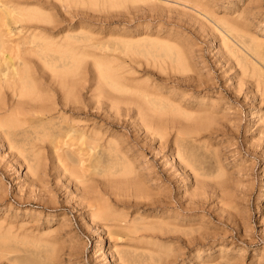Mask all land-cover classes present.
<instances>
[{"label": "rangeland", "instance_id": "374dc122", "mask_svg": "<svg viewBox=\"0 0 264 264\" xmlns=\"http://www.w3.org/2000/svg\"><path fill=\"white\" fill-rule=\"evenodd\" d=\"M29 1H32L33 4L34 0H22L24 3L19 0L20 4L15 1V5L19 8L25 7L40 11L43 15L45 14V17L51 19V22H42L43 26L53 27L50 30L51 33L46 28L44 30V27H37L36 31H40V33H44L43 35L50 37L55 34L54 37L58 41H61L64 35H70L74 40L73 47L75 46L66 52L55 51L47 56L38 58L35 55L37 60H42L35 61V64H32V60L35 58L34 55L27 57L26 62L30 59L29 62L37 67L35 69L30 63L28 65L31 66L26 63L27 67H30L29 70L31 72L33 70L36 73L32 72L34 74L32 75V81L35 78L36 81H38L37 78H42L41 81L44 78L47 79L48 76L45 70L47 72L50 71L49 74H51L52 68H47L44 61L46 64L53 62L59 70L63 67L68 68L69 76L71 75L70 77L73 80H83L84 78L83 82L81 80L78 81V84L79 82L80 84L76 87V91L85 102L83 103L84 106H81V113L76 114V112L64 111V113L59 114L54 111L42 124L37 121L27 123V126H25L26 123L23 124L22 126L25 127L26 133L19 129L21 127L14 129L8 126L9 122H11L10 119H12L8 116L9 110H0V238H2L0 239V264H117L118 262V264H122L124 263L123 255L125 254L133 260L132 264H194L195 262V264H225V262L226 264H264V0H67V2L66 0H41V2H36L35 0L34 3L40 4L42 9H39L40 5L34 6L33 4V7L28 3ZM64 2H66L65 4L68 7L64 5ZM50 6L53 7L51 8ZM208 11L210 12L208 13ZM81 28H84V30ZM126 34H128V37ZM162 40L164 41L160 43ZM177 44L182 49L183 54L180 48L176 46ZM174 50L182 54L183 59L185 58V62L182 59L183 68L177 66L179 69H176V65L173 66ZM189 52L191 53L189 54ZM93 54L95 55L93 56ZM74 56L76 57L74 58ZM102 57L104 58L102 59ZM186 58L190 59L189 62ZM144 59L145 61L148 59L147 61L149 62H144ZM134 62H136V65ZM186 62L191 68L187 67ZM76 64L77 66H75ZM191 64L193 65L191 66ZM41 65L46 67L44 66L43 68ZM103 65L111 67L112 70L114 69V73L117 70L116 80H124L122 85L123 88L125 87L123 89L125 93L120 90H118L119 92L116 91L112 83L109 82L110 80L104 77L101 71ZM91 68L95 69L92 71ZM119 68L122 69L118 70ZM40 70L41 73H38ZM173 70L174 72H172ZM42 72L44 75H42ZM70 73H73V76ZM77 74H80V76H76ZM94 74L97 76L95 79L94 77L96 76ZM138 77H140V80ZM243 80L245 81L243 82ZM36 81L33 82L37 83ZM126 81H128L127 84L130 83L128 86L125 85ZM129 86L131 87L129 88ZM78 88L79 90H77ZM130 89H134L133 92L135 93L136 91L138 93H135L138 96H136L137 98ZM5 90L6 86L5 89L3 88V92L1 91L2 94L0 93V99H5L3 102L6 105L10 102L13 104L16 101L15 93L13 94L10 89H7L6 91L9 92L6 93L4 92ZM145 90L152 93L150 94L149 92L147 94L148 92ZM183 91L184 93H182ZM51 92L53 91L51 90ZM51 92H49L50 95L53 94ZM97 93H100L99 95L102 99L104 98V107L102 104L104 113H101V118L103 119L97 118L96 114H92L95 112L93 110L94 98L92 97L94 95L97 96ZM124 94L132 95L135 99H142L139 101L145 107H147V103L151 102V104L155 103L158 108L169 110L170 113L167 111V114L162 115V119L174 117L179 122L178 129L181 128L180 130L184 131L181 134L183 137L181 139L176 138L177 140L172 137L175 135V129L169 131V134L167 132L165 134L166 138L161 141L158 135L146 137L143 129L129 124L130 120H138L141 115L134 111L136 110V105H131L132 103L126 104L131 107L128 115H124L122 108H124L125 104L122 102L117 105L121 114L118 116L114 115V104L112 105L113 107L111 106L112 100H122L126 97ZM56 96L59 97L60 95ZM199 96L202 97L200 98ZM130 98L128 97V99ZM125 99L127 100V98ZM12 100L15 101L13 102ZM157 103H160V106ZM84 107L85 109H83ZM145 107L142 110L145 113H149V108ZM178 110H181V115L177 112ZM191 112L193 115H191ZM187 114L188 117L185 116ZM63 115L83 121L84 128L89 131L92 127L91 130L93 131L98 129L102 133V141L110 139L117 141L123 136L117 143L123 148L133 146L132 154L130 152V155H128L129 162L132 157L134 159H131V161L133 160L131 166L134 167H132L131 176H136V182H139L149 198L148 196L140 199L133 197L131 190L126 189L127 185L115 180L116 176L114 174H103L110 172L108 167L114 160L108 159L105 155L98 158L88 155L85 144H79L78 140L73 136L72 138L70 136H60L56 125L60 123L59 117ZM190 115L191 117H189ZM19 116L21 117L22 115ZM122 116L127 118L128 121L126 123H122L121 119L118 121L120 117L123 118ZM50 118L52 121L49 120ZM117 121L121 123L119 124ZM187 122L190 123L188 124ZM194 124L197 126L195 127ZM163 130L165 129L163 128ZM195 131L197 132L195 133ZM37 136L41 137V139H37ZM42 136L45 138H42ZM109 136H112V138H109ZM140 141L142 144L139 143ZM69 142L70 148H68L69 144H67ZM178 143L184 144L183 152L187 155L185 156L188 160H192L193 167H180L177 163L176 145ZM52 146L54 147L52 148ZM75 150L79 154H77L78 156L76 155L77 157L75 156ZM142 153L143 155H141ZM56 154H58L57 157ZM79 158H82L83 161L81 159L79 162ZM36 161L37 164L33 165ZM77 163H81V165ZM153 166L156 170L153 169ZM171 170L172 172H170ZM150 171L153 172L150 173ZM167 173L171 174L168 175ZM157 174L159 175L158 177ZM114 177L115 179H112ZM60 183L61 185H59ZM145 186L151 190H147ZM157 187L161 188L158 189ZM193 187H195L194 190ZM163 188L165 189L163 190ZM128 192H130V196H128ZM150 193L155 194L151 195ZM163 194L165 197L162 196ZM93 196L99 200L93 199ZM184 197L188 199L186 200ZM134 198L137 202L139 200V203L135 204ZM88 199L90 200L89 202L87 201ZM91 199H93L92 202ZM221 199H224V201H221ZM225 201H228V203ZM91 216L92 218H90ZM158 216L159 219L157 220ZM160 221L162 222L160 223ZM109 223L112 225H109ZM122 223L126 224H124L126 228ZM133 223L136 231L135 229L132 231L130 228ZM158 224L164 227L162 233L151 228V226ZM165 228H175L176 232L171 231L172 233L167 232L165 234ZM180 229L193 231L194 234L201 233L205 240L202 239L199 244L186 246L185 243L179 242L176 237ZM126 235H129L128 238ZM135 235L136 237L134 238ZM160 245L162 246L160 247ZM171 248L176 251L173 249L169 251ZM169 254L171 257L173 255L178 257L173 260L171 257V259L169 258ZM211 257L212 259H210ZM199 261H202V263Z\"/></svg>", "mask_w": 264, "mask_h": 264}, {"label": "bare ground", "instance_id": "6f19581e", "mask_svg": "<svg viewBox=\"0 0 264 264\" xmlns=\"http://www.w3.org/2000/svg\"><path fill=\"white\" fill-rule=\"evenodd\" d=\"M15 1H16V3H19L20 4V2H18L19 0H0V89H2L3 90V88L5 89V86H6V90L7 89H10L12 92H13V94L16 96V101L15 100H12L14 103L12 104L11 102L9 103V102H7V103H9L10 104V106H9V104L8 105H6L3 101L5 100H1L0 99V110H2V109H4V111L5 110H7L8 111V113H9V115L8 116H10V118H12V119H10L11 120V122H9L10 124L8 125V126H10V127H13L14 129L16 128V127H21V128H19L22 132H25V127H23L22 125L23 124H25V126H27V123H32V122H35V121H37V122H41V124H42V122L43 121H45L46 120V118H48L49 116H51L52 114H53V112L54 111H56V112H58L59 114H62V113H64V111H69V112H76V114L77 113H81V106L83 105V103L85 102L84 101V99H82L81 97H80V95H78V93H77V91H76V87L77 86H79V84H80V82H79V84H78V81H82L83 82V80H84V78H83V80L82 79H80V80H73L72 79V77H70L69 76V69L68 68H62V69H58L57 68V65L56 64H54L53 62L52 63H47L46 64V62L44 61V59H43V61H44V63H45V65L47 66V68L48 67H50V68H52L51 69V74H49V72H47V70H45L46 72V75L48 76V78L47 79H45L44 78V80H42L41 81V79L42 78H37L38 79V81H39V83H38V81H36V78L33 80V81H36L37 83H35V82H33L32 81V79H33V76L32 75H34V74H32V72H34L33 70H32V72H31V70H29L30 69V67L28 68L27 67V65L30 63L31 64V62H29L30 61V59H29V61H27L26 62V60H27V57H29V56H31V55H34V60H32L33 62H32V64L34 63L35 64V61H42V60H37V58L38 57H43V56H47L49 53L51 54V53H54L55 51H58V52H60V51H63V52H66V51H70L72 48H74L73 47V37L72 36H70V35H64V34H62V35H64L63 36V38L61 39V41H58L57 39H55V34H54V36H46V35H43L42 33H40V31H36V29H37V27L39 28V27H41V28H43L44 26H43V24H42V22H51V19H48L47 17H45L44 15H43V13H41L40 11H38V10H35V9H27V8H19V7H17L16 5H15ZM25 1V0H24ZM35 1V0H34ZM34 1H33V4H34V6H39L37 3L35 4L34 3ZM41 2V0H36V2ZM55 1V0H54ZM77 1V0H76ZM75 1V2H76ZM182 1V0H181ZM188 1V0H187ZM195 1V0H194ZM201 1V0H200ZM252 1H254V0H252ZM31 2V3H30ZM52 2V1H51ZM66 2H67V0H66ZM66 2H64V5H66L67 6V4H65ZM72 2V1H71ZM121 2V1H120ZM185 2V1H184ZM21 3H24V2H22V0H21ZM30 5H32L33 6V4H32V1H29L28 2ZM108 3V2H107ZM111 3V2H110ZM44 4V3H43ZM53 4H54V2H53ZM63 4V3H62ZM93 4V3H92ZM115 4V3H114ZM122 4V3H121ZM127 4V3H126ZM25 5H28V4H25ZM30 5H28V6H30ZM44 5H46V4H44ZM150 5V4H149ZM159 5V4H158ZM204 5V4H203ZM207 5V4H206ZM33 6V7H34ZM55 6V5H54ZM111 6V5H110ZM191 6V5H190ZM51 7V6H50ZM53 7V6H52ZM51 7V8H52ZM61 7V6H60ZM68 7V6H67ZM151 7V6H150ZM160 7V6H159ZM36 8H38V7H36ZM42 9V6L40 5V7H39V9ZM47 8V7H46ZM66 8V7H65ZM206 8V7H205ZM45 9V8H44ZM50 9V8H49ZM52 10V9H51ZM180 10V9H179ZM208 10H210V9H208ZM53 11V10H52ZM63 11V10H62ZM50 12V11H49ZM67 12V11H66ZM210 11H208V13H209ZM53 13V12H52ZM183 13V12H182ZM214 13V12H213ZM241 13V12H240ZM46 14H47V12H46ZM187 14V13H186ZM65 15V14H64ZM242 15V14H241ZM206 16V15H205ZM217 17V16H216ZM230 18V17H229ZM218 19V18H217ZM55 21H56V19H55ZM60 22V21H59ZM72 22V21H71ZM213 22V21H212ZM231 22H233V21H231ZM42 24V26H41V24ZM203 23V22H202ZM50 24V23H49ZM82 24V23H81ZM237 24V23H236ZM238 25V24H237ZM79 26V25H78ZM230 26H232V25H230ZM239 26V25H238ZM82 27V26H81ZM85 27V26H84ZM214 27V26H213ZM242 27V26H241ZM45 28L47 29V30H51V28H53V27H49V26H46V27H44V30H45ZM71 28V27H70ZM74 28V27H73ZM233 28V27H232ZM59 29V28H58ZM76 29V28H75ZM81 29H83L84 30V28H81ZM89 29V28H88ZM39 30V29H38ZM77 30V29H76ZM78 30H79V27H78ZM91 30V29H90ZM90 30H89V32H90ZM218 30V29H217ZM222 30V29H221ZM42 31V30H41ZM48 31V32H49ZM70 31V30H69ZM73 31H74V29H73ZM86 31V30H85ZM238 31V30H237ZM221 32V31H220ZM50 33H51V31H50ZM62 33V32H61ZM60 33V34H61ZM45 34H46V32H45ZM48 34V33H47ZM59 34V33H58ZM66 34V33H65ZM96 34V33H95ZM109 34V33H108ZM130 34V33H129ZM52 35V34H51ZM118 35V34H117ZM123 35V34H122ZM128 34H126V36H127ZM92 36V35H91ZM120 36H121V34H120ZM137 36V35H136ZM135 36V37H136ZM140 36V35H139ZM159 36V35H158ZM224 36V35H223ZM241 36V35H240ZM107 37V36H106ZM128 37V36H127ZM133 37V36H132ZM138 37V36H137ZM143 37V36H142ZM154 37H156V36H154ZM165 37V36H164ZM168 37V36H167ZM251 37H252V35H251ZM105 38V37H104ZM141 38V37H140ZM160 38H161V36H160ZM176 38V37H175ZM221 38V37H220ZM168 39V38H167ZM90 40H92V41H94L93 39H90ZM99 40V39H98ZM97 40V41H98ZM155 40V39H154ZM169 40V39H168ZM171 40V39H170ZM178 40V39H177ZM251 40V39H250ZM263 40V39H262ZM92 41H91V43H92ZM138 41V40H137ZM149 41V40H148ZM158 41H159V38H158ZM164 40H162V41H160V43L161 42H163ZM167 41V40H166ZM185 41V40H184ZM229 41V40H228ZM101 42V41H100ZM156 42H157V40H156ZM170 42V41H169ZM168 42V43H169ZM172 42V41H171ZM125 43V42H124ZM160 43H159V45H160ZM167 43V44H168ZM147 44V43H146ZM170 44V43H169ZM173 44V43H172ZM178 44H179V42H178ZM176 45V46H178L179 47V45ZM82 45V44H81ZM129 45V44H128ZM138 45V44H137ZM185 45V44H184ZM190 45V44H189ZM130 47V46H129ZM161 47V46H160ZM177 47V48H178ZM184 47V46H183ZM255 47V46H254ZM81 48V47H80ZM79 48V49H80ZM180 48V47H179ZM257 48V47H256ZM146 49V48H145ZM135 50V49H134ZM180 50L182 51V49L180 48ZM77 51H79V50H77ZM95 51V50H94ZM132 51V50H131ZM226 51V50H225ZM80 52V51H79ZM98 52V51H97ZM117 52V51H116ZM127 52V51H126ZM188 52V51H187ZM83 53H85V52H83ZM88 53H90V52H88ZM100 53V52H99ZM133 53H134V51H133ZM132 53V54H133ZM158 53V52H157ZM174 53H175V56L173 57V63H174V65L173 66H175L176 65V69H179V68H177V66H179V67H181V68H183V60L185 59H183V57L181 56L182 54H183V51H182V54H179L178 52H175V50H174ZM181 53V52H180ZM184 53H185V51H184ZM191 52H189V54H190ZM236 53V52H235ZM261 53H263V52H261ZM76 54H77V52H76ZM85 54H87V53H85ZM96 54V53H95ZM95 54H93V56L95 55ZM101 54V53H100ZM99 54V55H100ZM132 54H129V55H132ZM135 54V53H134ZM137 54V53H136ZM186 54V53H185ZM227 54H228V52H227ZM37 56V58H36V56ZM74 55V54H73ZM80 55V54H79ZM84 55V54H83ZM90 55V54H89ZM102 55H103V53H102ZM122 55V54H121ZM120 55V56H121ZM148 55V54H147ZM168 55H169V53H168ZM187 55V54H186ZM226 55V54H225ZM53 56V55H52ZM65 56V55H64ZM72 56V55H71ZM84 56H86V55H84ZM112 56V55H111ZM116 56V55H115ZM124 56V55H123ZM127 56V55H126ZM185 56V55H184ZM260 56V55H259ZM264 56V55H263ZM32 57H30V58H32ZM76 56H74V58H75ZM90 57V56H89ZM108 57H109V53H108ZM107 57V58H108ZM137 57V56H136ZM188 57V56H187ZM229 57V56H228ZM32 58V59H33ZM77 58H79V57H77ZM99 58H101V57H99ZM104 57H102V59H103ZM106 58V57H105ZM112 58V57H111ZM134 58V57H133ZM142 58V57H141ZM144 58V57H143ZM162 58V57H161ZM234 58V57H233ZM70 59H72V58H70ZM121 59V58H120ZM123 59V58H122ZM152 59V58H151ZM156 59H158V58H156ZM164 59V58H163ZM168 59V58H167ZM183 59V60H182ZM187 59V58H186ZM255 59V58H254ZM78 60V59H77ZM80 60V59H79ZM92 60V59H91ZM136 60V59H135ZM148 60V59H147ZM146 60V61H147ZM188 60V59H187ZM190 60V59H189ZM189 60H188V62H189ZM48 62H49V60H47ZM103 61H105V60H103ZM110 61V60H109ZM109 61H108V63H109ZM116 61V60H115ZM130 61H132V60H130ZM141 61V60H140ZM139 61V62H140ZM144 62H146L145 61V59L143 60ZM161 61V60H160ZM164 61V60H163ZM106 62V61H105ZM147 62H149V61H147ZM146 62V63H147ZM154 62V61H153ZM159 62V61H158ZM184 62H185V60H184ZM232 62V61H231ZM26 63H27V65H26ZM43 63V64H44ZM74 63V62H73ZM76 63V62H75ZM79 63V62H78ZM77 63V64H78ZM87 63V62H86ZM90 63V62H89ZM99 63V62H98ZM113 63V62H112ZM121 64H122V62H120ZM123 63H124V61H123ZM135 63V65H136V62H134ZM140 63H143V62H140ZM152 63V62H151ZM163 63V62H162ZM165 63V62H164ZM169 63V62H168ZM31 64V65H32ZM38 64V63H37ZM40 64H42V63H40ZM39 64V65H40ZM77 64L75 65V66H77ZM82 64V63H81ZM90 64H92V63H90ZM107 64V63H106ZM139 64V63H138ZM158 64H160V63H158ZM186 65H187V67H190V66H188V63L186 62L185 63ZM236 64V63H235ZM31 65H28V66H31ZM44 65V66H45ZM82 65H84V64H82ZM82 65H81V67H82ZM94 65V64H93ZM108 65V64H107ZM124 65V64H123ZM162 65H164V64H162ZM170 65V64H169ZM193 64H191V66H192ZM237 65V64H236ZM32 66H34V65H32ZM42 66V65H41ZM44 66H42L43 68H44ZM45 66V67H46ZM79 66V65H78ZM111 66V65H110ZM116 66H118V65H116ZM119 66H120V64H119ZM127 66V65H126ZM140 66V65H139ZM149 66H150V63H149ZM158 66H160V65H158ZM42 67H41V69H42ZM71 67V66H70ZM89 67V66H88ZM97 67H98V64H97ZM123 67V66H122ZM125 67V66H124ZM131 67V66H130ZM137 67H138V65H137ZM170 67H171V65H170ZM264 67V66H263ZM34 68L36 69L37 67H35L34 66ZM40 68V67H39ZM80 68V67H79ZM78 68V69H79ZM99 68V67H98ZM114 68V67H113ZM169 68V67H168ZM174 68V67H173ZM174 68V70H176ZM191 68V67H190ZM76 69V68H75ZM78 69H77V71H78ZM82 69V68H81ZM92 69V68H91ZM95 69V68H94ZM94 69H92V71L94 70ZM101 69V68H100ZM115 69H116V67H115ZM120 69H122V68H119L118 70H120ZM129 69V68H128ZM160 69V68H159ZM164 69H165V66H164ZM185 69V68H184ZM192 69H194V68H192ZM253 69V68H252ZM37 70H39V69H37ZM53 70V71H52ZM97 70V69H96ZM114 70V69H113ZM112 70V68L111 67H108V66H106V65H103L102 66V74L104 75V77H106V79H109L110 81V83H112V86H113V88L116 90V91H118V90H120V91H123V89L125 88H123V81L121 82V81H118V80H116V74H117V70H115L116 71V73H114V71ZM127 70V69H126ZM134 71H135V69H133ZM161 70V69H160ZM171 70H172V67H171ZM174 70L172 71V72H174ZM186 70V69H185ZM43 72H44V70H42ZM71 71H73V70H71ZM76 71V70H75ZM82 71H84V70H82ZM125 71V70H124ZM165 71V70H164ZM182 72H183V70H181ZM37 72V71H36ZM42 72V75H44V73ZM95 72V71H94ZM135 72H137V71H135ZM162 72V71H161ZM237 72V71H236ZM35 73V72H34ZM38 73H41V70H40V72H38ZM55 73V74H54ZM77 73H79V72H77ZM81 73V72H80ZM96 73V72H95ZM98 73V72H97ZM121 73H124V72H121ZM120 73V74H121ZM128 73H130L129 71H128ZM138 73V72H137ZM194 73V72H193ZM252 73V72H251ZM36 74V73H35ZM49 74V75H48ZM70 74H72V76H73V73H70ZM82 74V73H81ZM85 74V73H84ZM127 74V73H126ZM142 74V73H141ZM164 74V73H163ZM261 74V73H260ZM80 76V74H77L76 76ZM95 75V74H94ZM137 75V74H136ZM150 75V74H149ZM148 75V76H149ZM152 75V74H151ZM176 75H177V73H176ZM200 75V74H199ZM245 75V74H244ZM264 75V74H263ZM75 76V77H76ZM78 76V77H79ZM96 76V75H95ZM100 76V75H99ZM102 76V75H101ZM172 76V75H171ZM186 76V75H185ZM38 77V76H37ZM74 77V78H75ZM83 77V76H82ZM121 77V76H120ZM128 77H130V76H128ZM140 77H141V75H140ZM140 77H138L139 78V80H140ZM152 77V76H151ZM236 77H238V76H236ZM263 77V76H262ZM95 78H97V76L96 77H94V79ZM100 78V77H99ZM118 78V77H117ZM130 78H132V77H130ZM134 78V77H133ZM137 78V79H138ZM142 78V77H141ZM147 78H149V77H147ZM168 78V77H167ZM185 78V77H184ZM196 78V77H195ZM241 78V77H240ZM246 78V77H245ZM253 78H254V76H253ZM91 79H93V77H91ZM127 79H129V78H127ZM143 79V78H142ZM187 79V78H186ZM134 80V79H133ZM133 80H131V81H133ZM159 80V79H158ZM209 80V79H208ZM88 81V80H87ZM95 81V80H94ZM100 81H101V79H100ZM130 81V82H131ZM143 81V80H142ZM151 81H153V80H151ZM155 81V80H154ZM178 81V80H177ZM186 81V80H185ZM197 81V80H196ZM210 81V80H209ZM245 80H243V82H244ZM81 82V83H82ZM86 82V81H85ZM102 82H105V81H102ZM127 82L128 81H126L125 82V85L126 86H128L130 83H128L127 84ZM134 82V81H133ZM140 82V81H139ZM144 82V81H143ZM167 82V81H166ZM242 82V83H243ZM251 82V81H250ZM253 82V81H252ZM153 83V82H152ZM155 83V82H154ZM171 83V82H170ZM173 83V82H172ZM249 83V82H248ZM261 83V82H260ZM263 83V82H262ZM134 84V83H133ZM141 84V83H140ZM150 84V83H149ZM161 84V83H160ZM159 84V85H160ZM176 84V83H175ZM254 84V83H253ZM106 85H109V84H106ZM105 85V86H106ZM154 85V84H153ZM179 85V84H178ZM204 85V84H203ZM88 86V85H87ZM90 86V85H89ZM133 86V85H132ZM148 86V85H147ZM150 86V85H149ZM151 86H152V84H151ZM156 86V85H155ZM172 86V85H171ZM176 86V85H175ZM199 86H201V85H199ZM261 86H262V84H261ZM104 87V86H103ZM109 87V86H108ZM131 86H129V88H130ZM135 87H137V85H135ZM157 87V86H156ZM161 87V86H160ZM182 87H183V85H182ZM181 87V88H182ZM142 88V87H141ZM153 88V87H152ZM179 88V87H178ZM262 88H263V86H262ZM44 89V90H43ZM50 90V91H48V90ZM97 89H98V87H97ZM105 89V88H104ZM126 89H128V88H126ZM135 89H137V88H135ZM139 89H140V87H139ZM143 89H144V86H143ZM169 89V88H168ZM2 90H0V93H1V91ZM4 91V92H6V93H8L7 91ZM51 90L53 91V92H51ZM77 90H79V88L77 89ZM89 90H90V88H89ZM99 90V89H98ZM108 90V89H107ZM107 90H106V92H107ZM132 89H130V91H131ZM160 90V89H159ZM166 90V89H165ZM190 90V89H189ZM188 90V91H189ZM197 90V89H196ZM252 90V89H251ZM255 90V89H254ZM44 91V92H43ZM46 91V92H45ZM47 91H48V93H47ZM88 91V90H87ZM86 91V92H87ZM102 91V90H101ZM129 91V90H128ZM134 91V89L131 91V92H133ZM137 91H141V90H137ZM145 91H147L148 92V90H145ZM156 91V90H155ZM177 91H179V90H177ZM3 92V91H2ZM49 92H51V93H53V94H49ZM111 92H113V91H111ZM110 92V93H111ZM119 92V91H118ZM124 92V91H123ZM150 92V91H149ZM149 92L147 93V94H149ZM160 92V91H159ZM253 92V91H252ZM84 93V92H83ZM95 93V92H94ZM109 93V94H110ZM125 93V92H124ZM134 93V92H133ZM133 93H131V94H133ZM135 93H137L136 91H135ZM134 93V94H135ZM142 93V92H141ZM152 92H150V94H151ZM166 93V92H165ZM168 93V92H167ZM182 93H184V91L182 92ZM189 93H191V92H189ZM209 93V92H208ZM207 93V94H208ZM254 93V92H253ZM252 93V94H253ZM2 94V93H1ZM12 94V93H11ZM10 94V95H11ZM60 95L59 97H57L56 95ZM93 94V93H92ZM98 95L97 96H93L92 98H94V108H93V110H95V112L94 113H92L93 115H97V118H101L102 116V114L101 113H104L103 111V107H104V104H103V99L100 97V93H97ZM102 94V93H101ZM106 94H108V93H106ZM113 94V93H112ZM123 94V93H122ZM131 94H129V95H131ZM138 94V93H137ZM146 94V93H145ZM157 94V93H156ZM155 94V95H156ZM161 94H163V93H161ZM188 94V93H187ZM103 95V94H102ZM101 95V96H102ZM105 95V94H104ZM115 95V94H114ZM125 95V94H124ZM142 95V94H141ZM158 95H159V93H158ZM170 95V94H169ZM180 95V94H179ZM261 95V94H260ZM3 96V95H2ZM111 96V95H110ZM120 96V95H119ZM126 97H124V96H120V97H124V99H119V100H112L113 102L111 103V106L113 105L114 106V115H116V116H118V115H120L121 114V112H119V107L117 106L120 102H122L123 104H125L124 105V108H122L123 109V111H124V113H122V114H124L125 116L126 115H128L129 114V111L131 110V107H128L126 104H128V103H132L131 105H136V110H134V111H137V113H138V115L139 114H141L140 116H139V118H138V120L137 119H132V120H130V123L129 124H132V126L134 125H136V126H138L139 128H141V129H143L144 130V133H145V136L147 137V136H152V137H155V135L157 136H159V138H160V141L163 139V138H166L165 137V134H167V132H168V134H169V131H171L172 129H175V135L174 136H172V137H174L175 139L176 138H180L181 139V137H183V135H181L182 133H184V131H181L180 129H178V121L177 120H175V118L174 117H170V118H165L164 120L162 119L163 117H162V115H164V114H167V111H168V113H170L169 112V110H167V109H164V108H158L157 106H155V103L153 104H151V102L150 103H147V107H145V105L143 106V105H141V102L139 101V100H142V99H135V97L137 96L136 94H135V97L134 96H128V95H125ZM147 96V95H146ZM150 96V95H149ZM154 96V95H153ZM168 96V95H167ZM0 97H1V95H0ZM14 97V96H13ZM128 97L130 98V97H132V98H130V99H128ZM138 97V96H137ZM136 97V98H137ZM159 97V96H158ZM161 97H162V95H161ZM188 97V96H187ZM190 97V96H189ZM200 97V96H199ZM202 97V96H201ZM200 97V98H201ZM262 97V96H261ZM3 98V97H2ZM7 98V97H6ZM10 98V97H9ZM12 98V97H11ZM91 98V97H90ZM125 98H127V100L125 99ZM142 98V97H141ZM182 98H184V97H182ZM133 99V100H132ZM167 99V98H166ZM165 99V100H166ZM170 99V98H169ZM179 99V98H178ZM196 99V98H195ZM207 99H209V98H207ZM8 100H10V99H8ZM8 100H6V101H8ZM145 100H146V97H145ZM145 100H144V102H145ZM173 100V99H172ZM182 100V99H181ZM184 100V99H183ZM5 101V102H6ZM161 101V100H160ZM162 101H164V100H162ZM109 102V101H108ZM200 102V101H199ZM87 103V102H86ZM146 103V102H145ZM165 103V102H164ZM201 103V102H200ZM199 103V104H200ZM207 103V102H206ZM205 103V104H206ZM91 104V103H90ZM102 104H103V107H102ZM107 104V103H106ZM144 104V103H143ZM158 104V103H157ZM156 104V105H157ZM160 104V103H159ZM158 104V105H159ZM169 104V103H168ZM177 104L179 105V103L177 102ZM208 104V103H207ZM207 104H206V106H207ZM212 104V103H211ZM86 105V104H85ZM110 105V104H109ZM108 105V106H109ZM162 105V104H161ZM175 105V104H174ZM173 105V106H174ZM186 105V104H185ZM84 106V105H83ZM82 106V107H83ZM89 106V105H88ZM112 106V107H113ZM160 106V105H159ZM171 106H172V104H171ZM182 106V105H181ZM181 106H179V107H181ZM201 106H203V105H201ZM200 106V107H201ZM212 106V105H211ZM218 106V105H217ZM107 107V106H106ZM143 107H145V108H149V110H150V112L149 113H145L143 110H142V108ZM186 107V106H185ZM188 107V106H187ZM194 107H195V105H194ZM199 107V106H198ZM204 107V106H203ZM182 108V107H181ZM205 108V107H204ZM212 108H213V106H212ZM83 109H85V107L83 108ZM133 109V108H132ZM168 109H170V108H168ZM176 109H178V107H176ZM175 109V110H176ZM191 109V108H190ZM198 109H200V108H198ZM203 109V108H202ZM201 109V110H202ZM206 109V108H205ZM204 109V110H205ZM89 110V109H88ZM103 110V111H102ZM183 110V109H182ZM187 110H189V109H187ZM213 110H214V108H213ZM218 110V109H217ZM221 110H223V109H221ZM6 111V112H7ZM122 111V110H121ZM133 111V112H134ZM170 111H171V109H170ZM181 111V110H180ZM179 110L177 111L178 113H180V115L182 114L181 112H180ZM184 111V110H183ZM190 111V110H189ZM192 111H194L193 109H192ZM196 111H197V109H196ZM212 111V110H211ZM87 112V111H86ZM173 112V111H172ZM171 112V113H172ZM176 112V113H177ZM220 112V111H219ZM219 112H218V114H219ZM222 112V111H221ZM4 113V112H3ZM7 113V114H8ZM68 113V112H67ZM174 113V112H173ZM175 113V114H176ZM192 113V112H191ZM196 113V112H195ZM194 113V114H195ZM215 113V112H214ZM217 113V112H216ZM226 113V112H225ZM5 114V113H4ZM106 114H108V113H106ZM112 114V113H111ZM189 114H190V112H189ZM19 115H22L21 117L19 116ZM57 115V114H56ZM67 115V114H66ZM71 115V114H70ZM191 115H193V113L191 114ZM191 115L189 116V117H191ZM223 115V114H222ZM7 116V115H6ZM73 116V115H72ZM104 116V115H103ZM133 116V115H132ZM185 116H187L188 117V114L187 115H185ZM262 116V115H261ZM106 117V116H105ZM109 117V116H108ZM111 117V116H110ZM123 118H119L118 119V121L121 119L122 121V123H126L128 120H127V118H124V116H122ZM165 117V116H164ZM168 117V116H167ZM193 117V116H192ZM221 117V116H220ZM225 117V116H224ZM224 117H222V118H224ZM260 117V116H259ZM52 118V117H51ZM49 119L50 121H52V119ZM60 118V120H59V124H57L56 125V129H57V131H58V133L60 134V136L62 135V137L64 136V137H66V136H70L71 138H72V136L74 137V138H76V140H78V142H79V144H85L86 145V152L88 153V155H93V157H96V158H98V157H100V156H102V155H105L106 157H108V159H111V160H114L113 161V163L108 167V170H110V172L109 173H103L104 175H110L111 173L112 174H114L115 176H116V179H115V177L114 178H112V179H115L117 182H123L125 185H127V187H126V189H128V190H131V194L133 195V197L135 196V198H138V199H140V198H145L146 196H148V194H147V192H145L142 188H141V185L139 184V182L137 183L136 182V179H135V177L134 176H131L132 175V167L133 166H131V164H132V161L134 160L133 159V157L131 158V159H133L132 161H131V159H130V162L128 161V155H130L129 153L131 152V154H132V152H133V146H130L129 148H128V146H127V148H123V147H121V145L120 144H118L117 143V141L120 139V138H122V137H120L117 141L115 140V139H110V140H106V141H102L101 139H102V133H100V131L97 129V130H91L90 129V131L89 130H87V129H85L84 128V124L80 121V120H78V119H74L73 117L72 118H70V117H68V116H60L59 117ZM202 118V117H201ZM5 119H7V118H5ZM85 119V118H84ZM83 119V120H84ZM101 119H103V118H101ZM108 119V118H107ZM117 119V118H116ZM170 119V120H169ZM187 119V118H186ZM191 119H193V118H191ZM221 119V118H220ZM82 120V119H81ZM87 120V119H86ZM89 120V119H88ZM115 120V119H114ZM196 120V119H195ZM198 120V119H197ZM117 121V122H118ZM181 121V120H180ZM227 121V120H226ZM90 122V121H89ZM120 122V123H121ZM208 122V121H207ZM119 123V122H118ZM119 123V124H120ZM185 123V122H184ZM183 123V124H184ZM188 123V122H187ZM190 123V122H189ZM188 123V124H189ZM212 123V122H211ZM186 124V123H185ZM192 124V123H191ZM196 124V123H195ZM194 124V126L196 127L197 125H195ZM217 124V123H216ZM220 124V123H219ZM222 124V123H221ZM123 125V124H122ZM100 126V125H99ZM98 126V127H99ZM199 126V125H198ZM218 126V125H217ZM91 127V126H90ZM95 127H97L96 125H95ZM163 128L165 129V130H163ZM210 128H211V126H210ZM260 128V127H259ZM95 129V128H94ZM183 129V128H182ZM186 129V128H185ZM195 129V128H194ZM208 129V128H207ZM190 130V129H189ZM126 131V130H125ZM124 131V132H125ZM133 131H135L134 129H133ZM132 131V132H133ZM106 132V131H105ZM192 132H194V131H192ZM197 131H195V133H196ZM201 132V131H200ZM209 132V131H208ZM3 133V132H2ZM26 133V132H25ZM116 133V132H115ZM118 133V132H117ZM185 133H187V132H185ZM189 133H190V131H189ZM257 133H259V131H257ZM101 134V135H100ZM198 134V133H197ZM202 134V133H201ZM3 135V134H2ZM111 135V134H110ZM118 135V134H117ZM173 135V134H172ZM203 135V134H202ZM257 135V134H256ZM44 136H46V135H44ZM44 136H42V138L44 137ZM125 136H127V135H125ZM144 136V137H145ZM207 136V135H206ZM255 136V135H254ZM53 137V136H52ZM112 138V136H109V138ZM118 137V136H117ZM143 137V138H144ZM185 137V136H184ZM204 138H205V136H203ZM208 137V136H207ZM3 138V137H2ZM41 139V137H38L37 136V139ZM45 138V137H44ZM57 138V137H56ZM139 138V137H138ZM142 138V137H141ZM151 138V137H150ZM191 138V137H190ZM252 138V137H251ZM6 139V138H5ZM61 139V138H60ZM106 139H108V138H106ZM145 139V138H144ZM155 139V138H154ZM157 139V138H156ZM174 139V140H175ZM193 139V138H192ZM196 139H198V138H196ZM195 139V141H197ZM200 139V138H199ZM203 139V138H202ZM260 139V138H259ZM7 140V139H6ZM64 140V139H63ZM124 140V139H123ZM139 140V139H138ZM167 140H168V137H167ZM167 140H165V141H167ZM177 140V139H176ZM203 140H205V139H203ZM59 141V140H58ZM61 141V140H60ZM65 141V140H64ZM120 141H122V140H120ZM165 141H163V142H165ZM55 142V141H54ZM66 142V141H65ZM68 142V141H67ZM128 142V141H127ZM132 142V141H131ZM168 142V141H167ZM166 142V143H167ZM199 142V141H198ZM212 142V141H211ZM30 143H32V142H30ZM46 143V142H45ZM61 143H62V141H61ZM64 143V142H63ZM77 143V142H76ZM124 143H125V140H124ZM139 143H141V141L139 142ZM3 144V143H2ZM57 144V143H56ZM59 144H60V142H59ZM67 144H69V147L68 146H66V147H68V148H70V142L69 143H67ZM123 144V143H122ZM142 144V143H141ZM146 144V143H145ZM165 144V143H164ZM9 145V144H8ZM32 145V144H31ZM37 145V144H36ZM38 145H40V144H38ZM72 145V144H71ZM77 145V144H76ZM84 145V146H85ZM58 146H60V145H58ZM75 146V145H74ZM145 146H147V145H145ZM154 146V145H153ZM158 146V145H157ZM173 146V145H172ZM42 147H43V145H42ZM49 147V146H48ZM54 146H52V148H53ZM61 147V146H60ZM166 147V146H165ZM183 147H184V144H182V143H178L177 145H176V152H177V156H178V160H177V163L180 165V167H193V164H192V160L190 161V160H188L187 158H186V154L183 152ZM51 148V149H52ZM76 148V147H75ZM75 148H71V149H75ZM139 148V147H138ZM147 148H148V146H147ZM150 148V147H149ZM155 148V147H154ZM161 148V147H160ZM159 148V149H160ZM15 149V148H14ZM77 149V148H76ZM85 149V148H84ZM142 149V148H141ZM54 150V149H53ZM58 150H60V149H58ZM80 151H81V149H79ZM150 150V149H149ZM76 151V150H75ZM92 151V152H91ZM96 151V152H95ZM152 151H153V149H152ZM168 151V150H167ZM50 152V151H49ZM55 152H57V151H55ZM165 152V151H164ZM189 152V151H188ZM187 152V153H188ZM39 153H41V152H39ZM58 153V152H57ZM59 153H61V152H59ZM63 153V152H62ZM80 153V152H79ZM141 153V152H140ZM139 153V154H140ZM158 153V152H157ZM217 153V152H216ZM73 154H74V152H73ZM78 153H77V151L75 152V156L77 155ZM82 154V153H81ZM138 154V153H137ZM154 154H155V152H154ZM174 154V153H173ZM184 154V155H183ZM209 154V153H208ZM45 155V154H44ZM57 155L58 154H56V157H57ZM61 155V154H60ZM63 155V154H62ZM79 155V154H78ZM77 155V156H78ZM135 155V154H134ZM133 155V156H134ZM141 155H143V153L141 154ZM186 155V156H185ZM76 156V157H77ZM145 156V155H144ZM155 156V155H154ZM21 157V156H20ZM143 157V156H142ZM44 158V157H43ZM83 158V157H82ZM82 158H79V162H80V160L82 159ZM86 158V157H85ZM218 158H219V155H218ZM42 159V158H41ZM87 159H88V157H87ZM90 159V158H89ZM95 159V158H94ZM138 159V158H137ZM140 159V158H139ZM163 159H164V157H163ZM18 160V159H17ZM50 160V159H49ZM66 160V159H65ZM92 160V159H91ZM99 160V159H98ZM165 160V159H164ZM173 160V159H172ZM52 161V160H51ZM56 161H57V159H56ZM67 161V160H66ZM66 161H64V162H66ZM82 161H83V159H82ZM196 161V160H195ZM45 162V161H44ZM61 162V161H60ZM63 162V163H64ZM86 162V161H85ZM89 162V161H88ZM92 162H94V161H92ZM137 162V161H136ZM142 162V161H141ZM39 163H40V161H39ZM55 163V162H54ZM82 163V162H81ZM81 163H77V164H80L81 165ZM138 163V162H137ZM147 163V162H146ZM195 163V162H194ZM34 164H37V161H36V163H33V165ZM42 164V163H41ZM69 164H71V163H69ZM95 164V163H94ZM98 164H99V162H98ZM101 164H102V162H101ZM134 164V163H133ZM46 165V164H45ZM62 165V164H61ZM65 165H67V164H65ZM87 165V164H86ZM97 165V164H96ZM136 165V164H135ZM203 165V164H202ZM40 166V165H39ZM43 166V165H42ZM53 166V165H52ZM72 166V165H71ZM91 166V165H90ZM139 166V165H138ZM143 166V165H142ZM34 167V166H33ZM54 167V166H53ZM69 167V166H68ZM86 167V166H85ZM145 167V166H144ZM150 167V166H149ZM163 167V166H162ZM168 167H170V166H168ZM224 167V166H223ZM223 167H221V168H223ZM226 167V166H225ZM37 168H38V166H37ZM44 168V167H43ZM59 168V167H58ZM71 168V167H70ZM75 168V167H74ZM94 168V167H93ZM93 168H92V170H93ZM134 168V167H133ZM139 168V167H138ZM42 169V168H41ZM76 169V168H75ZM85 169V168H84ZM136 169H137V167H136ZM153 169L154 170H156L155 168H154V166H153ZM163 169V168H162ZM168 169V168H167ZM238 169H241V168H238ZM27 170V169H26ZM54 170V169H53ZM62 170L64 171V169L62 168ZM79 170V169H78ZM91 170V169H90ZM169 170V169H168ZM224 170V169H223ZM61 171V170H60ZM76 171V170H75ZM103 171V170H102ZM139 171V170H138ZM177 171V170H176ZM205 171V170H204ZM62 172V171H61ZM89 172V171H88ZM93 172V171H92ZM105 172V171H104ZM143 172V171H142ZM151 172H153V171H150V173ZM170 172H172V170L170 171ZM34 173V172H33ZM57 173V172H56ZM64 173V172H63ZM78 173H80V172H78ZM134 173V172H133ZM137 173V172H136ZM144 173V172H143ZM149 173V172H148ZM192 173V172H191ZM233 173V172H232ZM28 174V173H27ZM37 174H39V173H37ZM58 174V173H57ZM75 174V173H74ZM82 174V173H81ZM85 174H87V173H85ZM94 174H96V173H94ZM101 174V173H100ZM137 174H139V173H137ZM137 174H134V175H137ZM153 174V173H152ZM159 174V173H158ZM157 174V177L159 176ZM161 174V173H160ZM168 174V173H167ZM171 174V173H170ZM170 174H168V175H170ZM179 174V173H178ZM35 175H36V172H35ZM62 175V174H61ZM71 175V174H70ZM90 175V174H89ZM113 175V176H114ZM174 175V174H173ZM206 175V174H205ZM231 175V174H230ZM233 175V174H232ZM139 176V175H138ZM151 176V175H150ZM195 176V175H194ZM225 176V175H224ZM66 177V176H65ZM76 177V176H75ZM163 177V176H162ZM238 177V176H237ZM55 178H56V176H55ZM139 178H140V176H139ZM145 178V177H144ZM143 178V179H144ZM153 178V177H152ZM151 178V179H152ZM175 178H177V177H175ZM183 178V177H182ZM54 179V178H53ZM72 179V178H71ZM82 180H83V178H81ZM89 179V178H88ZM102 179V178H101ZM104 179H106L105 177H104ZM111 179V178H110ZM143 179H141V180H143ZM146 179V178H145ZM28 180H29V178H28ZM67 180V179H66ZM93 180V179H92ZM109 180V179H108ZM153 180V179H152ZM157 180V179H156ZM232 180V179H231ZM241 180V179H240ZM96 181V180H95ZM107 181V180H106ZM105 181V182H106ZM161 181V180H160ZM177 181V180H176ZM215 181V180H214ZM227 181V180H226ZM235 181V180H234ZM38 182H40V181H38ZM80 182H82L83 183V181H81L80 180ZM79 182V183H80ZM86 182V181H85ZM141 182H144V181H141ZM157 182V181H156ZM202 182V181H201ZM205 182V181H204ZM223 182V181H222ZM240 182V181H239ZM37 183V182H36ZM46 183V182H45ZM147 183V182H146ZM158 183V182H157ZM164 183H165V181H164ZM215 183V182H214ZM218 183V182H217ZM31 184V183H30ZM55 184V183H54ZM73 184V183H72ZM84 184V183H83ZM86 184H88L87 182H86ZM93 184V183H92ZM101 184V183H100ZM106 184V183H105ZM111 184H113V183H111ZM166 184V183H165ZM167 184H168V182H167ZM40 185V184H39ZM41 185H43V184H41ZM56 185V184H55ZM59 185H61V183L59 184ZM143 185V184H142ZM211 185V184H210ZM209 185V186H210ZM239 185V184H238ZM124 186V185H123ZM159 186V185H158ZM161 186V185H160ZM163 186H166V185H163ZM196 186H198V185H196ZM28 187V186H27ZM31 187V186H30ZM40 187V186H39ZM38 187V188H39ZM42 187V186H41ZM73 187V186H72ZM78 187V186H77ZM99 187V186H98ZM109 187V186H108ZM119 187V186H118ZM146 187V186H145ZM149 187V186H148ZM154 187V186H153ZM169 187V186H168ZM168 187H167V189H168ZM188 187V186H187ZM190 187V186H189ZM191 187H192V185H191ZM204 187V186H203ZM221 187V186H220ZM228 187V186H227ZM32 188V187H31ZM50 188V187H49ZM48 188V189H49ZM115 188H116V186H115ZM158 188V187H157ZM161 187H159L158 189H160ZM166 188V187H165ZM165 188H163V190L165 189ZM177 188V187H176ZM194 188L195 187H193V190H194ZM35 189H36V187H35ZM51 189V188H50ZM81 189V188H80ZM80 189H78V190H80ZM118 189V188H117ZM116 189V190H117ZM146 189H147V187H146ZM150 189V188H149ZM149 189H147V190H149ZM154 190H157V189H155V188H153ZM200 189V188H199ZM227 189V188H226ZM47 190V189H46ZM91 190V189H90ZM89 190V191H90ZM93 190H94V188H93ZM93 190H92V192H93ZM151 190V189H150ZM182 190V189H181ZM186 190V189H185ZM202 190V189H201ZM234 190V189H233ZM32 191V190H31ZM39 191V190H38ZM48 191V190H47ZM88 191V190H87ZM88 191V192H89ZM95 191V190H94ZM97 191V193H99L98 192V190H96ZM166 191V190H165ZM164 191V192H165ZM198 191V190H197ZM224 191H225V189H224ZM240 191V190H239ZM29 192V191H28ZM52 192V191H51ZM71 192V191H70ZM81 192V191H80ZM91 192V191H90ZM125 192H127V191H125ZM149 192V191H148ZM151 192V191H150ZM155 192V191H154ZM183 192V191H182ZM187 192V191H186ZM190 192V191H189ZM210 192V191H209ZM227 192H229V191H227ZM84 193V192H83ZM96 193V192H95ZM115 193V192H114ZM129 193L130 192H128V196H130L129 195ZM169 193V192H168ZM207 193H208V191H207ZM217 193V192H216ZM233 193H236V192H233ZM244 193V192H243ZM246 193V192H245ZM46 194V193H45ZM151 194V193H150ZM149 194V195H150ZM152 194H155V193H152ZM151 194V195H152ZM156 194H157V191H156ZM160 194V193H159ZM38 195V194H37ZM112 195V194H111ZM125 195V197H127L126 196V194H124ZM124 195H123V197H124ZM150 195V197H152ZM158 195V194H157ZM166 195V194H165ZM182 195V194H181ZM188 195V194H187ZM192 195V194H191ZM194 195V194H193ZM200 195V194H199ZM212 195V194H211ZM215 195V194H214ZM219 195V194H218ZM221 195V194H220ZM70 196H71V194H70ZM116 196V195H115ZM121 196V195H120ZM162 196H164V194L162 195ZM171 196V195H170ZM94 197V196H93ZM165 197V196H164ZM180 197V196H179ZM194 197V196H193ZM200 197H201V195H200ZM215 197V196H214ZM222 197V196H221ZM69 198V197H68ZM76 198V197H75ZM135 198H134V200H135ZM148 198H149V196H148ZM148 198H146V199H148ZM161 198V197H160ZM176 198H178V197H176ZM184 198H186V197H184ZM192 198V197H191ZM235 198V197H234ZM70 199V198H69ZM81 199H83V198H81ZM93 199H95V197L93 198ZM93 199H91V202L93 201ZM119 199V198H118ZM133 199V198H132ZM163 199V198H162ZM179 199V198H178ZM188 198H186V200H187ZM193 199V198H192ZM202 199V198H201ZM215 199V198H214ZM220 199V198H219ZM228 199V198H227ZM84 200V199H83ZM95 200H99V199H95ZM168 200H169V198H168ZM191 200V199H190ZM224 201V199H221V201ZM40 201V200H39ZM88 202L90 201L89 199L87 200ZM86 201V202H87ZM103 201V200H102ZM164 201V200H163ZM172 201V200H171ZM219 201V200H218ZM231 201V200H230ZM229 201V202H230ZM233 201V200H232ZM83 202V201H82ZM101 202V201H100ZM117 202V201H116ZM131 202H132V200H131ZM168 202V201H167ZM173 202V201H172ZM178 202V201H177ZM195 202V201H194ZM225 202H227L228 203V201H225ZM54 203H55V201H54ZM98 204H99V202H97ZM135 204L136 203H139V200H138V202H137V200H135V202H134ZM147 203V202H146ZM190 203V202H189ZM224 203V202H223ZM84 204V203H83ZM95 204V203H94ZM123 204V203H122ZM121 204V205H122ZM131 204V203H130ZM168 204V203H167ZM173 204V203H172ZM200 204V203H199ZM236 204V203H235ZM85 205V204H84ZM90 205V204H89ZM142 205V204H141ZM166 205V204H165ZM177 205H178V203H177ZM182 205V204H181ZM193 205V204H192ZM219 205V204H218ZM224 205V204H223ZM87 206V205H86ZM138 206V205H137ZM163 206V205H162ZM93 207V206H92ZM99 207V206H98ZM178 207V206H177ZM177 207H175V208H177ZM181 207H184V206H181ZM195 207V206H194ZM193 207V208H194ZM205 207V206H204ZM224 207V206H223ZM222 207V208H223ZM235 207V206H234ZM88 208V207H87ZM94 208V207H93ZM104 208V207H103ZM137 208V207H136ZM186 208H188V207H186ZM196 208V207H195ZM209 208V207H208ZM225 208V207H224ZM95 209H97V208H95ZM99 209V208H98ZM168 209V208H167ZM136 210V209H135ZM166 210V209H165ZM173 210V209H172ZM220 210V209H219ZM224 211V210H223ZM112 212V211H111ZM137 212V211H136ZM179 212V211H178ZM102 213H105V212H102ZM134 213V212H133ZM154 213V212H153ZM176 213V212H175ZM127 214H128V212H127ZM140 214V213H139ZM138 214V215H139ZM164 214V213H163ZM168 214V213H167ZM179 214V213H178ZM222 214V213H221ZM92 215V214H91ZM108 215V214H107ZM123 215V214H122ZM121 215V216H122ZM151 215V214H150ZM95 216V215H94ZM99 216V215H98ZM131 216H133V215H131ZM156 216V215H155ZM163 216V215H162ZM168 216V215H167ZM226 216V215H225ZM109 217H111V216H109ZM119 217V216H118ZM126 217V216H125ZM125 217H123V218H125ZM145 217V216H144ZM169 217V216H168ZM217 217V216H216ZM227 217V216H226ZM90 218H92V216L90 217ZM97 218V217H96ZM147 218V217H146ZM156 218V217H155ZM164 218V217H163ZM167 218V217H166ZM170 218V217H169ZM174 218V217H173ZM130 219V218H129ZM159 219V216L157 217V220ZM160 219H161V217H160ZM165 219V218H164ZM164 219H162V220H164ZM151 220H153V219H151ZM173 221V220H172ZM227 221V220H226ZM119 222V221H118ZM144 222V221H143ZM162 221H160V223H161ZM171 222V221H170ZM108 223V222H107ZM130 223V222H129ZM136 223V222H135ZM138 223V222H137ZM147 223V222H146ZM166 223H167V220H166ZM173 223V222H172ZM188 223V222H187ZM191 223V222H190ZM196 223V222H195ZM195 223H194V225H195ZM199 223V222H198ZM111 223H109V225H110ZM117 224H119V223H117ZM123 224V223H122ZM125 224V223H124ZM123 224V225H124ZM176 224V223H175ZM175 224H173V225H175ZM179 224V223H178ZM177 224V225H178ZM186 224V223H185ZM184 224V225H185ZM191 224H193V223H191ZM200 224V223H199ZM112 225V224H111ZM115 225H116V223H115ZM126 225V224H125ZM124 225V227L126 228V226ZM148 225V224H147ZM176 225V226H177ZM189 225V224H188ZM107 226V225H106ZM120 226H122V225H120ZM149 226V225H148ZM182 226H183V224H182ZM1 227V226H0ZM128 227H130V226H128ZM127 227V228H128ZM124 228V229H125ZM131 229H132V231L135 229L134 228V223H133V225H131V227H130ZM147 228V227H146ZM146 228H145V230H146ZM151 228H152V230L154 229V230H157V231H161V233L164 231L163 229H164V227L161 225V224H158V225H153V226H151ZM198 228H200V227H198ZM121 229H123V228H121ZM149 229V228H148ZM175 228H173V229H169V228H165V234H167V232H176V230H174ZM208 229V228H207ZM10 230V229H9ZM196 230V229H195ZM205 230V229H204ZM209 230V229H208ZM124 231V230H123ZM135 231H136V229H135ZM142 231V230H141ZM179 231V234H177V239L179 240V242H182V243H185V245L186 246H189L190 244H199V243H201L202 242V239H204V236L201 234V233H197V234H194L193 233V231H185V230H183V229H180V230H178ZM198 231V230H197ZM150 232H152V231H150ZM154 232V231H153ZM156 232V231H155ZM171 232V233H172ZM227 232V231H226ZM114 233V232H113ZM130 233V232H129ZM142 233V232H141ZM157 233V232H156ZM145 234V233H144ZM149 234V233H148ZM152 234V233H151ZM176 234V233H175ZM205 234V233H204ZM109 236V235H108ZM128 236L129 235H126V237L128 238ZM139 236V235H138ZM136 237V235L134 236V238ZM144 237V236H143ZM146 237V236H145ZM5 238V237H4ZM3 238V239H4ZM16 238V237H15ZM133 238V239H134ZM151 238V237H150ZM206 238V237H205ZM211 238V237H210ZM213 238V237H212ZM220 238V237H219ZM0 239H2V238H0ZM115 239V238H114ZM125 239V238H124ZM137 239V238H136ZM146 239V238H145ZM152 239V238H151ZM176 239V240H177ZM146 240H148V239H146ZM205 240V239H204ZM167 241V240H166ZM5 242V241H4ZM127 242V241H126ZM148 242V241H147ZM178 242V241H177ZM178 242V243H179ZM211 242V241H210ZM113 243V242H112ZM129 243H131V242H129ZM144 243V242H143ZM158 243L160 244V242L158 241ZM170 243V242H169ZM178 243H177V245H178ZM219 243V242H218ZM115 244V243H114ZM120 244V243H119ZM122 244V243H121ZM148 244H149V242H148ZM147 244V245H148ZM156 244V243H155ZM163 244V243H162ZM118 245V244H117ZM141 245H142V243H141ZM146 245V246H147ZM168 245H170V244H168ZM173 245V244H172ZM123 246V245H122ZM124 246H126V245H124ZM157 246V245H156ZM162 245H160V247H161ZM165 246V245H164ZM171 246V245H170ZM195 246V245H194ZM143 247V246H142ZM159 247V246H158ZM167 247V246H166ZM165 247V248H166ZM179 247H180V245H179ZM134 248V247H133ZM138 248H139V246H138ZM144 248H145V246H144ZM151 248V247H150ZM150 248H148V249H150ZM176 248V247H175ZM181 248V247H180ZM10 249V248H9ZM141 249V248H140ZM147 249V248H146ZM152 249V248H151ZM154 249V248H153ZM173 248H171L169 251H171ZM182 249V248H181ZM184 249V248H183ZM197 249V248H196ZM6 250V249H5ZM112 250V249H111ZM164 250H166V249H164ZM173 250H175V249H173ZM200 250V249H199ZM7 251V250H6ZM155 251V250H154ZM176 251V250H175ZM188 251V250H187ZM3 254V253H2ZM162 254V253H161ZM179 254V253H178ZM219 254V253H218ZM166 255H167V253H166ZM170 255V254H169ZM223 255V254H222ZM1 256V255H0ZM194 256H196V255H194ZM226 256V255H225ZM171 257V255L169 256V258ZM178 256L177 255H173L171 258L173 259V260H175L176 258H177ZM149 258V257H148ZM167 258V257H166ZM170 258V259H171ZM209 258V257H208ZM150 259V258H149ZM182 259V258H181ZM197 259V258H196ZM210 259H212V257L210 258ZM113 260V259H112ZM148 260V259H147ZM198 260V259H197ZM228 260V259H227ZM237 260V259H236ZM239 260V259H238ZM209 261V260H208ZM11 262V261H10ZM123 262L124 263H122V264H132L131 262H133V260L127 255V254H125V255H123ZM159 262V261H158ZM195 262V261H194ZM199 262H201L202 263V261H199ZM119 263V262H118ZM117 263V264H118ZM137 263V262H136ZM196 263V262H195ZM194 263V264H195ZM238 263V262H237ZM107 264V263H106ZM182 264V263H181ZM225 264H226V262H225Z\"/></svg>", "mask_w": 264, "mask_h": 264}]
</instances>
